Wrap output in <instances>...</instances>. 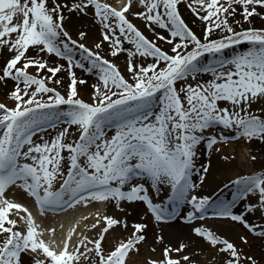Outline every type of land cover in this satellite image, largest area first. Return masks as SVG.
<instances>
[{
  "label": "snow or ice",
  "instance_id": "1",
  "mask_svg": "<svg viewBox=\"0 0 264 264\" xmlns=\"http://www.w3.org/2000/svg\"><path fill=\"white\" fill-rule=\"evenodd\" d=\"M133 2L114 7L106 0H0V54L5 48L11 53L0 66V82L14 81L6 92L13 105L0 102V264H77L93 252L91 264H125L129 251H138V245L147 241V224L134 221L132 232L105 252L106 233L116 226L126 230L128 222L126 217L121 221L96 212L95 222L85 225L100 226L95 238L76 233L77 220L57 250L43 239L45 230L32 212L16 201V189L34 198L41 215L93 201H114L122 209L127 201L143 202L157 225L208 216L239 222L248 230L239 236L240 247L204 225L191 232L227 253L224 264H264V256L249 254L243 247L251 244L249 233L264 240V170L230 180V199L217 195L220 189L199 194L193 179V172L199 173L202 186L211 169V159L196 166L202 143L211 155L213 150L222 151L217 145L230 141H264V27L234 28L241 23L235 19L237 13L249 23L254 15L264 18V0H187V9L205 22L202 36L179 11L181 0H136L142 10L134 12ZM128 12L143 18L156 39L171 45V52L133 24ZM73 14L93 15L102 26L103 40L94 44L97 51L65 27ZM77 35L84 38L87 33L80 30ZM103 41L109 42L112 56L127 52L131 79L98 51ZM123 41L132 47L124 49ZM241 42L250 47L230 57L224 54ZM30 46L36 49L33 56L28 55ZM53 54L66 65L49 63L45 56ZM137 55L151 61L137 63ZM76 67L88 73L96 70L98 81L92 85L90 101L78 93L77 85L87 81L77 77ZM62 70L70 78L66 94L48 83L62 85L56 76ZM204 73L212 78L197 79ZM221 101L226 103L222 106ZM255 103L262 106L253 108ZM217 126L228 134L206 133ZM46 129L55 135L41 136L37 142L36 134ZM220 158L232 160L235 151ZM161 185L169 187L163 196ZM150 188L156 190L157 200ZM252 196L255 203L250 202ZM20 209L26 215L17 212L19 219L12 218L10 213ZM254 214L259 223L249 219ZM21 222L24 230L18 227ZM47 231L55 234L54 228ZM74 234L80 239L70 249ZM155 241L164 244L162 256L149 257L147 264H198L185 252L187 243L165 244L163 229Z\"/></svg>",
  "mask_w": 264,
  "mask_h": 264
},
{
  "label": "rangeland",
  "instance_id": "2",
  "mask_svg": "<svg viewBox=\"0 0 264 264\" xmlns=\"http://www.w3.org/2000/svg\"><path fill=\"white\" fill-rule=\"evenodd\" d=\"M113 1L114 0H106V2L111 4V5L113 4ZM186 2H187V0H181V3L179 5V11L181 12V14L184 17L185 21L189 24L190 27L193 28V30L197 33V35L202 36V34H203V25H204L205 22H203L200 19L196 18L190 12V10L187 9ZM220 2H226V0H220ZM139 10H142V8L139 6V4L136 2V0H134L133 6H132V11L134 12V11H139ZM262 10H264V9H262ZM127 17L146 36H148L150 39H156L155 36H154V33L152 32V30L150 28L146 27V22L143 20V18L133 16L131 14V12L127 13ZM229 19L231 21L232 17H229ZM235 19L241 20V23L239 25H234V28H236L237 30H239L240 27H257V28L264 27V18H262L260 16H257V15H254L252 17V22L251 23H249L248 21H243L241 19V14L240 13L236 14ZM66 24L69 25V21ZM69 26H70V28H69ZM69 26H67L69 28V29L67 28V30L70 32V34L74 38L80 40V42H82L84 44L88 43V45H87L88 47L92 48L94 51H97V50H95V47H94L95 43L90 42V39H89V37H87V35L84 38H80L77 35L78 31H80V30L85 31L84 29H82L80 27H77L76 25H75L76 27L75 26H71V25H69ZM153 27H156L157 31L163 32L165 35L168 34L167 30H165V29H161V28H159L156 25H153ZM97 33L98 34L102 33V26L100 25V23L98 24V27H97ZM215 35H219V33H216ZM156 42L159 44V46L164 48L166 51L171 52V45H169L166 41L160 40V39H156ZM107 43H108V41H107ZM131 47H132V45L128 41H123V48L124 49H128V48H131ZM248 47H250L249 42H241V43L236 44V45H231L228 49L225 50L224 54L226 56L230 57L235 52L243 51V50L247 49ZM100 53H101V55L105 56L107 59L112 60L118 66L119 70L121 71V73L123 75H125L126 78L131 79V74L127 70V52L126 51H122L121 53L117 54L116 56L110 55L109 51L107 52V54L105 52H103V51L102 52L100 51ZM10 55H11V53L8 52V50L5 48L3 50V54H0V60H1L2 64H4L5 60ZM28 55H29V52H28ZM30 56H33V54H31ZM207 57H208V54H205V59H207ZM76 58L77 59L80 58L79 57V53H77ZM58 59H60L59 61H61V63H58L59 62L58 61L57 62L58 64L66 65V61L64 59H62V58H58ZM144 59L145 58H142L139 55H137L135 57V60H136L137 63H140V62H145L146 63V62L151 61V57H147L146 61ZM85 63H87V62L85 61ZM73 70L75 71L76 75H77V72L78 73H83V75H85L83 78L87 81V83L84 84V88L81 87V85L77 86V88H78V93L81 96V98H83L86 101H90L91 100V93L93 91L92 85L98 81V76L96 75V70H94L92 73H88L87 71H85L83 69H80L79 67H76ZM57 77H59L61 79L62 85H56V84H54V83L49 81L48 82L49 86L50 87H57L62 93L66 94V85L70 82V78L67 75V71L66 70H62V71L58 72L57 73ZM77 77H79V76H77ZM211 78L212 77H211L210 73H204V74L201 75V77H198L197 79L207 80V79H211ZM9 81H10V83L6 86L7 87V91H9L12 88L13 84H14V81H12L10 78H9ZM188 82L189 83H196V81L191 80V79ZM6 92L0 94V99L2 98V100L7 105L12 106L14 102L7 98ZM253 105H254L255 108H259V107L262 106V104H260V103H255ZM185 106H187L186 102H185ZM62 107H67V106L63 105ZM73 127H75V126H73ZM210 130L213 131V132L216 131L215 133H218L219 131H222V130L225 131V132H229V130L223 129L222 126H217L216 128H213V129H210ZM206 133H207V130H206ZM110 134H111V132H110ZM226 134H228V133H226ZM54 135H55V131L54 130L46 129L45 132L37 133L36 137H34V139H36L37 142H41L40 141V137L41 136H43L44 139H50ZM69 139H71V136H69ZM257 140H259V139H253L251 142H246L244 139H240L237 151L235 152V158L232 159V160H228V161H225V160L221 159L222 164H223V168H222V165H221V167H220V168H222L221 169V173H219L218 175L237 176V175L252 174L254 172H259V171L264 170V167L261 166L260 161L257 158L258 157L257 153L253 151V149H254L253 148V144ZM259 141H261V140H259ZM64 155L66 157V155H67L66 150L64 152ZM252 156H255V159H252L251 158ZM195 174H197V172L194 171L193 172V179L195 178L194 177ZM234 178L235 177H233L231 179H234ZM56 186L58 187V183H57ZM224 187H225V190H224ZM219 188H220V191H219V193H217V195L221 196V194H222V196L224 198H229V199L231 198V192L233 191V186L231 184H229V181L226 182L225 184H223V187H221V186L217 187V189H219ZM161 189H162V191H160V193L163 194V195H164L165 192L169 191V187L167 185H161ZM198 189H199V186L197 188V192H198ZM154 190L155 189H151L150 188V194H152L153 198L155 199V197H157V195L154 193ZM16 191L19 192L21 190L16 189ZM21 192L23 193V191H21ZM213 193H215V192L213 191L211 193H207L206 195H212ZM199 194H201V193H199ZM255 201H256V196H252L250 202L255 203ZM245 202H249V201H245ZM123 204L124 203L122 202V205ZM142 204H143V206L145 205L143 202H142ZM107 206L109 208L107 212H109L111 210H113V211L114 210L115 211H120L121 210V209H118L116 207V205L113 204V202L110 203V204H107ZM188 207L190 209V206H188ZM188 207H186L184 210H186ZM240 207L242 208V205ZM237 210H240V209L238 208ZM10 214L12 215V213H10ZM108 214L110 215L111 213H108ZM254 215H257V217H259L258 214H254ZM251 217L253 218V215H250L249 219ZM120 218H122V217H120ZM213 219L226 220V219H221V218H215V217L208 216V217H205L202 220L198 218L195 221L201 222V225H204L205 227L210 228L214 233H216L218 235H219L220 232H222L221 236L224 235V232L222 230H218L217 226H219V225L217 223H216V225H214V223L212 222ZM123 220H124V218L121 221H123ZM175 223L173 222V223H168V224L173 226V225H175ZM228 223H229V225L231 227V234H230V237H226V238L227 239L229 238V240H231L232 242L236 243L237 246L240 247L242 242L237 237L240 236V234H242V232H237V231H238V229H240V227L243 230H246V229L243 227V225L239 224V222L229 221ZM131 226H132V220L128 224V227H131ZM222 226H224V225H222ZM18 227L21 230H24V228H23V226L21 224L18 225ZM224 227L228 228L227 225H225ZM99 231H100V229L97 230V232H95V234H94V233H91V231L88 230V232L87 231L84 232L83 235L88 236L89 239H93V238H95L96 234L99 233ZM124 234H125V229L122 226H116V227H113L112 229H110L106 233L104 241H103L104 251L105 252L109 251V249L112 246H114L116 243H118L121 238H125V237H123ZM190 236H192V237L194 236V237L200 239L199 249L198 250H193L196 253L192 254V255L190 253H188V254H190V259L197 261L198 264H224V260L227 258V253L219 251L218 247L211 246L207 241H205V240L201 239L200 237L196 236L194 233L190 234ZM154 238L155 237H154L153 233H148L147 232V242H145V243H147L149 245H152L151 250H153V247H155V250H153L152 252H155V254L157 253V257L156 258H160L162 256V248H163V246H161V245L157 246L156 242H153ZM257 238L258 237L253 236V239H257ZM243 247H244V251L248 252L249 254H255L258 257L264 256V240H262V239H260L259 242H257V240H253V241H251L250 245H244ZM81 251H83V247H81ZM138 252H139V250L138 251L130 250L128 255H127V257H126L125 264H147L148 258H146V259L142 258L141 255L138 254ZM85 255L88 256V259L85 260L84 257L82 256L80 261L77 262V264H91L92 257L95 255L94 252L91 253V254H85ZM172 255L175 256L177 254L176 253H172ZM40 258H43V256L41 255ZM185 264H186V262H185Z\"/></svg>",
  "mask_w": 264,
  "mask_h": 264
},
{
  "label": "bare ground",
  "instance_id": "3",
  "mask_svg": "<svg viewBox=\"0 0 264 264\" xmlns=\"http://www.w3.org/2000/svg\"><path fill=\"white\" fill-rule=\"evenodd\" d=\"M124 2H126V0H114L112 5L114 7H120L123 5ZM18 19H22V17H18ZM68 21H69V25L71 26L76 25L77 27L84 29L85 32L87 33V37H89L90 39V42L95 43L97 41L103 40L102 33L101 34L97 33V27H98L99 22L93 15L84 16L82 14L81 15L73 14L71 18L65 20L64 24L66 28H68L67 26H69L68 24H66L68 23ZM13 22H16V20H14ZM103 44L104 46L98 51H101V52L103 51L107 54L109 42L107 43V41H103ZM85 45L87 46L88 43H86ZM28 52H29V56L31 54L34 55L36 53V49L30 46ZM45 58L48 59L49 63L51 64H57V62L60 60L58 59V57H55L54 55L45 56ZM144 60L146 61V58ZM58 63H61V61H59ZM2 65L3 64L0 60V66ZM28 70L31 72H34L33 71L34 67L30 66ZM77 76L83 78L85 75H83V73L77 72ZM9 83L10 81L8 80V84ZM7 85L0 82V94L7 91V87H6ZM79 85H81V87L84 88V84H78L77 86ZM0 102H4L2 98L0 99ZM221 103H222L221 105L223 106L226 102L221 101ZM252 107L255 108L254 105H252ZM215 132L216 131L213 132L211 130H207V134H212ZM238 144H239V141H230L223 145H217V147H221L222 151L220 153H217L213 150L211 152V155L209 153V150L206 148L205 144L202 143L201 145H199L198 151L200 154L196 158V161H195L196 166L199 167L200 165L206 163L209 159H211L212 161L210 172L208 173L206 181L203 183L202 186H199V180H198L199 173L194 175L195 177L194 179L197 181L198 186H199V189H198L199 193H201L202 195H206L207 193H211L213 191L216 193V189L218 186L225 184L226 182L230 181L231 178L235 177V176H230V175L228 176V175H218V174L221 173V169L223 168V164L220 158L221 155L223 154L231 155L233 151L236 152L238 148ZM253 148H254L253 151L257 153V156H258L257 158L259 159L261 166L264 167V141H259V140L255 141V143L253 144ZM221 165H222V168H220ZM224 190H225V187H224ZM7 191H8V194L11 196L12 189H9ZM154 193L156 194V190H154ZM160 196H163V194L160 193ZM15 199L17 202L23 203L32 212L39 228L45 230L43 231V234H42L43 239L46 242H49L50 245L56 248L57 250L63 247V240L66 236L67 229L73 224H75L77 220H79L80 223L76 228V233L83 234L84 232L86 231L88 232L89 230L91 231V233L95 234V232H97V230L100 229V226H97L96 228H86L85 225L92 224L95 222V220L98 218L96 216V212H99L101 216L105 214L109 215L108 213H111L110 215L114 217H117V218L122 217L120 218L121 220L126 217L128 224L130 223L131 220H132V224L134 221L140 222V223H146L147 228L145 229V232L153 233L154 237L160 234L161 229H163L165 244L172 243L174 246H176L178 245L180 241H183L188 244V247L185 249V252L190 253L191 255L196 253L193 250L199 249L200 239L194 236L192 237L190 236V234H192L191 228L194 226L201 225V222L194 221L191 223H184L183 221H179L176 223L174 222L175 225L173 226L169 225L168 223H161L157 225L155 220L152 218L151 214L147 212L146 206L145 205L143 206L142 202L129 203L127 201H124L123 202L124 204L122 205V209L120 211L111 210L107 212L109 209L107 204H105L104 202L93 201L88 205L78 204L72 208H67L64 211H59L55 213L48 212V213L41 215L38 210V206L36 205L34 201V198L31 197L30 195L26 194L25 192L21 193V192L16 191ZM157 199L158 197H155L154 200H157ZM113 204H115L114 201H113ZM187 210H189V207L185 210V212ZM17 212H19L20 216L26 215V213H24L22 209L13 210L11 212L13 218L19 219V216L16 214ZM89 213H91V215H89ZM250 220L253 223H259V217H257V215H253V218L251 217ZM229 221L230 220L228 219L226 220L213 219L212 220L214 225H216V223L219 225L217 226V228L218 230H222L224 232V235L222 236H224L225 238L230 237V234H231V227L228 223ZM21 225L24 228L23 222H21ZM61 225H63V227H61ZM222 225L224 226L227 225L228 228ZM49 228L55 229L54 235L47 231V229ZM132 230H133L132 226L128 227L125 230V234L123 237L126 238L132 232ZM247 231H248L247 229L243 230L240 227V229H238L237 232L245 233ZM221 233L222 232H220L219 235H221ZM249 236H250L251 241L253 240H257V242L260 241V238L253 239V235L251 233H249ZM237 238H239V236ZM78 239H80V235L74 234L69 243L70 249H72L75 246L76 241ZM53 241L54 243H52ZM153 242H156L155 238L153 239ZM156 245L157 246L161 245L164 247V244H160L158 242H156ZM138 248H139L138 254H140L141 257L144 259L149 258V257H152V258L157 257V253L155 254V252H152L153 250H151L152 245L142 242L138 245Z\"/></svg>",
  "mask_w": 264,
  "mask_h": 264
}]
</instances>
